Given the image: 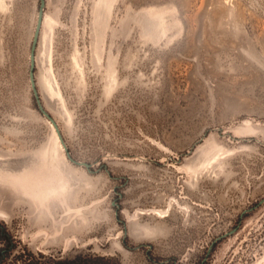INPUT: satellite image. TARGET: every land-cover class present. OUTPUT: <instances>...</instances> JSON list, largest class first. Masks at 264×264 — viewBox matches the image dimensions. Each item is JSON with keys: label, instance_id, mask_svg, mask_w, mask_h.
I'll return each mask as SVG.
<instances>
[{"label": "rangeland", "instance_id": "rangeland-1", "mask_svg": "<svg viewBox=\"0 0 264 264\" xmlns=\"http://www.w3.org/2000/svg\"><path fill=\"white\" fill-rule=\"evenodd\" d=\"M45 1L60 135L0 0V264H264V0Z\"/></svg>", "mask_w": 264, "mask_h": 264}, {"label": "water", "instance_id": "water-1", "mask_svg": "<svg viewBox=\"0 0 264 264\" xmlns=\"http://www.w3.org/2000/svg\"><path fill=\"white\" fill-rule=\"evenodd\" d=\"M41 4H40V9H39V14H38V20H37V25H36V30H35V35H34V40H33V44H32V48H31V54H30V83H31V87L33 89L34 92V96L36 98V102L38 105V108L40 110V112L49 119V121L53 124L55 130L57 131V133L60 135L59 132V127L56 123V121L45 111L42 102L40 100L39 97V93L37 90V85H36V80H35V66H36V50L38 47V43H39V38L41 35V30L44 24V11H45V7H46V1L45 0H40ZM67 156L69 157V159L79 165V166H83L85 168H87L90 171V168L92 167V165L88 164V163H82V162H77L75 160H73L70 156V153L67 152Z\"/></svg>", "mask_w": 264, "mask_h": 264}, {"label": "trees", "instance_id": "trees-1", "mask_svg": "<svg viewBox=\"0 0 264 264\" xmlns=\"http://www.w3.org/2000/svg\"><path fill=\"white\" fill-rule=\"evenodd\" d=\"M117 261L113 257H101L87 255L85 259H78L73 262H57L56 264H115Z\"/></svg>", "mask_w": 264, "mask_h": 264}]
</instances>
